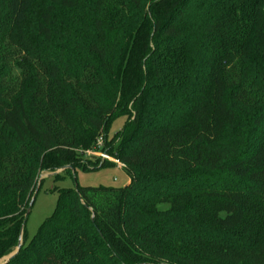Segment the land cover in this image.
I'll list each match as a JSON object with an SVG mask.
<instances>
[{
	"label": "trees",
	"instance_id": "1",
	"mask_svg": "<svg viewBox=\"0 0 264 264\" xmlns=\"http://www.w3.org/2000/svg\"><path fill=\"white\" fill-rule=\"evenodd\" d=\"M38 1L0 0V259L39 172L104 135L129 182L56 188L2 264H264V0Z\"/></svg>",
	"mask_w": 264,
	"mask_h": 264
},
{
	"label": "rangeland",
	"instance_id": "2",
	"mask_svg": "<svg viewBox=\"0 0 264 264\" xmlns=\"http://www.w3.org/2000/svg\"><path fill=\"white\" fill-rule=\"evenodd\" d=\"M42 1L43 0L38 1L35 13L37 9L41 7ZM125 119V117H119L112 122L106 136L107 141L115 132L121 129ZM98 141L100 143L102 142L103 147L106 148V153L109 156V159L104 162L100 163L96 160H88V157L80 155V163L87 170L76 167L73 171L57 169L54 171L39 172L33 191L34 203L24 225V234L27 242L37 232L43 220L53 213L57 199V192L55 191L56 188H74L75 185L81 187L104 186L118 188L127 185L129 179L123 169H121V167H119L113 159L114 157L108 151V146L104 144V135H101L96 142ZM110 163L115 164V166H108ZM101 165L105 166L97 168ZM54 178H58L59 180H55ZM21 241L23 242V238H21ZM5 259L6 257L0 259V263Z\"/></svg>",
	"mask_w": 264,
	"mask_h": 264
},
{
	"label": "built area",
	"instance_id": "3",
	"mask_svg": "<svg viewBox=\"0 0 264 264\" xmlns=\"http://www.w3.org/2000/svg\"><path fill=\"white\" fill-rule=\"evenodd\" d=\"M80 155L88 157L87 158L88 160H96V161H99L100 163L109 159V156L107 155L106 150H104L103 148L102 142L100 143L99 141L96 142V144L93 147L81 151ZM116 163L118 164L119 167H121V164L118 161H116Z\"/></svg>",
	"mask_w": 264,
	"mask_h": 264
},
{
	"label": "water",
	"instance_id": "4",
	"mask_svg": "<svg viewBox=\"0 0 264 264\" xmlns=\"http://www.w3.org/2000/svg\"><path fill=\"white\" fill-rule=\"evenodd\" d=\"M66 168H69V166H64V167H62V168H60V169H61V170H64V169H66ZM35 191H36V190H35ZM33 201H34V196H33V197L31 198V200H30L29 207H28V209H27V211H26L25 216H27V215L30 213V209H31V206H32V204H33ZM23 228H24V223L21 225V231H20L19 241H18V245H17L15 251H14L13 253H11L9 256H7L6 259H5L3 262H1L0 264L7 262L9 259H11V258H12V257L18 252V250H19V248H20V246H21V243H22L21 238H22V231H23Z\"/></svg>",
	"mask_w": 264,
	"mask_h": 264
},
{
	"label": "crops",
	"instance_id": "5",
	"mask_svg": "<svg viewBox=\"0 0 264 264\" xmlns=\"http://www.w3.org/2000/svg\"><path fill=\"white\" fill-rule=\"evenodd\" d=\"M128 184V183H127Z\"/></svg>",
	"mask_w": 264,
	"mask_h": 264
}]
</instances>
